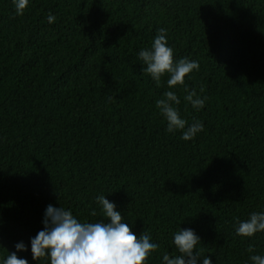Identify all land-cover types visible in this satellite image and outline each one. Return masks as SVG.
<instances>
[{
	"label": "trees",
	"instance_id": "obj_1",
	"mask_svg": "<svg viewBox=\"0 0 264 264\" xmlns=\"http://www.w3.org/2000/svg\"><path fill=\"white\" fill-rule=\"evenodd\" d=\"M161 28L174 61L200 65L185 78L200 110L143 71ZM166 91L186 129L203 123L193 139L167 131ZM99 195L159 245L147 264L179 255L180 229L200 237L201 264L264 256V232L236 234L264 213V0H30L22 16L0 0V264H50L31 253L47 206L108 223Z\"/></svg>",
	"mask_w": 264,
	"mask_h": 264
},
{
	"label": "clouds",
	"instance_id": "obj_2",
	"mask_svg": "<svg viewBox=\"0 0 264 264\" xmlns=\"http://www.w3.org/2000/svg\"><path fill=\"white\" fill-rule=\"evenodd\" d=\"M30 0H13L16 15H23L29 7ZM55 17L48 16V22ZM139 59L143 61L146 72L161 86L162 78L167 75L169 88L182 86L186 95L184 100L200 110L204 107L207 97L198 95L195 88L189 89L185 78L195 70L199 71L197 61L182 58L174 61V50L168 46L166 30H158L151 49H142ZM204 87H200V93ZM181 103L174 91H166L163 98L156 101V107L167 121V131L184 130L182 139L191 140L198 132L203 131L204 125L196 121L187 127V121L181 118L178 105ZM186 129V130H185ZM102 206L103 216L110 222H79L71 211L49 204L46 208L43 230L31 239L32 259L41 262L50 259V264H147L148 258L158 251L159 245L152 242L148 232L139 237L132 231L129 224L124 222V216L116 210V205L104 195L96 198ZM96 216L93 210L90 213ZM257 232H264V213L253 212L246 221L238 222L236 234L251 238ZM200 237L192 229H180L174 234V245L179 255L170 256L165 253L162 264H201V252L195 251L200 243ZM17 251H27L23 242L15 245ZM249 252L254 251L250 245ZM252 264H264V256L252 255ZM2 264H28L27 259L18 258L16 252H11L3 259ZM202 264H212L209 256H205Z\"/></svg>",
	"mask_w": 264,
	"mask_h": 264
}]
</instances>
